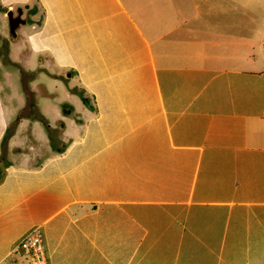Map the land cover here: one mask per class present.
Wrapping results in <instances>:
<instances>
[{"label": "crops", "instance_id": "obj_1", "mask_svg": "<svg viewBox=\"0 0 264 264\" xmlns=\"http://www.w3.org/2000/svg\"><path fill=\"white\" fill-rule=\"evenodd\" d=\"M200 5L0 0V264H264V27Z\"/></svg>", "mask_w": 264, "mask_h": 264}, {"label": "rangeland", "instance_id": "obj_2", "mask_svg": "<svg viewBox=\"0 0 264 264\" xmlns=\"http://www.w3.org/2000/svg\"><path fill=\"white\" fill-rule=\"evenodd\" d=\"M195 3L201 4L196 17H203V19L206 17V20L210 22L206 24V37L217 35V39L243 38L247 43L260 40L261 28L264 27V0H195ZM10 9L17 12L16 8ZM214 33H220V35ZM224 46L219 44L214 47L210 46V48L212 50L224 49ZM247 49H249V45ZM39 227L37 229L41 232ZM41 240L43 241V236ZM39 247L42 248L41 245ZM18 251L19 256L25 260L24 263L29 264L28 258L22 253L21 248H18Z\"/></svg>", "mask_w": 264, "mask_h": 264}, {"label": "built area", "instance_id": "obj_3", "mask_svg": "<svg viewBox=\"0 0 264 264\" xmlns=\"http://www.w3.org/2000/svg\"><path fill=\"white\" fill-rule=\"evenodd\" d=\"M37 228L31 227L25 232L18 239L17 247L21 248L22 253L28 258L29 264H48L45 246L41 240L42 235ZM39 245L42 246L41 249Z\"/></svg>", "mask_w": 264, "mask_h": 264}, {"label": "water", "instance_id": "obj_4", "mask_svg": "<svg viewBox=\"0 0 264 264\" xmlns=\"http://www.w3.org/2000/svg\"><path fill=\"white\" fill-rule=\"evenodd\" d=\"M7 15V20H8V26H9V30L13 31L14 27L21 22L20 17L17 15H12L11 11H7L6 13Z\"/></svg>", "mask_w": 264, "mask_h": 264}, {"label": "trees", "instance_id": "obj_5", "mask_svg": "<svg viewBox=\"0 0 264 264\" xmlns=\"http://www.w3.org/2000/svg\"><path fill=\"white\" fill-rule=\"evenodd\" d=\"M83 98V97H82Z\"/></svg>", "mask_w": 264, "mask_h": 264}]
</instances>
